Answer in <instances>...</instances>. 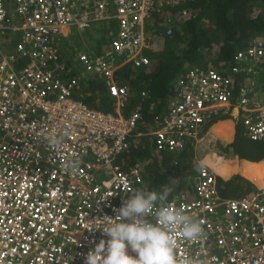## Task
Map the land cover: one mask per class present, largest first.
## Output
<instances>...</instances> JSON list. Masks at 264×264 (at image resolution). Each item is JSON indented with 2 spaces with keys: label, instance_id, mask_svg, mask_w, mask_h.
Segmentation results:
<instances>
[{
  "label": "built area",
  "instance_id": "1",
  "mask_svg": "<svg viewBox=\"0 0 264 264\" xmlns=\"http://www.w3.org/2000/svg\"><path fill=\"white\" fill-rule=\"evenodd\" d=\"M195 1L0 0V264H84V256L107 239L95 229L101 219L114 217L113 209L134 191L146 190L141 163L120 158L149 91L140 92L125 116L132 96L119 73L149 65L147 29L156 38L162 27L171 37L172 19L164 13ZM154 16L162 22L154 23ZM109 20L117 31L110 33L108 48L80 51L68 65L58 37ZM263 64L264 35L238 50L226 67L187 71L177 83L178 100L162 120L155 119L154 149L182 153L208 114L235 107L244 113V137L264 143V102L256 96V69ZM83 75L103 82L116 114L73 98ZM68 161L78 167L65 171ZM169 202L204 229L201 239L186 241L177 228L178 262L264 264V173L261 186L244 197L222 198L215 174L204 165L196 171L193 196Z\"/></svg>",
  "mask_w": 264,
  "mask_h": 264
},
{
  "label": "trees",
  "instance_id": "2",
  "mask_svg": "<svg viewBox=\"0 0 264 264\" xmlns=\"http://www.w3.org/2000/svg\"><path fill=\"white\" fill-rule=\"evenodd\" d=\"M257 4L261 8V13L253 15L252 9ZM184 8L189 9L186 15L181 13ZM173 10L165 12L164 15L171 17V26L175 28V32L172 37L162 39V46L152 54L150 64L144 67L139 74H133L131 77L127 71L122 72V78L127 79L130 85L132 84L136 94H139L142 88L151 92L149 95L151 100L148 103L149 105L154 103V108L143 118L142 124L145 127L153 125L154 118L163 114L167 107V99L177 97L176 80L184 76L189 68L193 65L202 66L201 61L205 62V57L210 53L221 62L220 64L228 65L238 50L251 46L255 40L264 35V0H196L192 4ZM154 20L156 24L162 22L160 16H154ZM109 38L110 34H108ZM74 93L73 98L81 99L91 108L107 114H115L114 102L109 99L106 90L100 84L86 80L81 89ZM136 100L135 96V99L125 109L124 115L134 109ZM146 110L144 104V113ZM137 142V139H131V147L123 158L128 157L134 161L147 157L145 156L147 147L141 148ZM231 148L233 154L239 159L250 162L242 160L238 166L233 158L217 157V163L213 164V169L218 175L221 173L224 176L227 173V175L231 174L229 177H233L237 173L242 174L245 163L258 162L264 157V144L250 142L240 136H237ZM164 157L165 155L162 154L149 157V163L145 167L147 176L153 185L149 191H162L163 186L170 188L174 183L170 179V174L162 172V168L170 166V164L165 165ZM176 159V165L172 166L175 171H169L171 175H176L180 170L186 171L180 166L179 159ZM261 167L260 165L254 167L252 174L255 178H260L264 173V168L262 170ZM238 180L244 181L241 178ZM218 184L225 195L237 188L234 185L224 184L223 186L220 178H218ZM246 184L250 185L248 182ZM168 199L170 200V197Z\"/></svg>",
  "mask_w": 264,
  "mask_h": 264
},
{
  "label": "clouds",
  "instance_id": "3",
  "mask_svg": "<svg viewBox=\"0 0 264 264\" xmlns=\"http://www.w3.org/2000/svg\"><path fill=\"white\" fill-rule=\"evenodd\" d=\"M258 13H261V12L258 11ZM154 23H155V20H154ZM96 24H99V23H93L92 25L96 26ZM110 25L109 26L105 25V30L109 34L112 32V28ZM112 25L116 26V22H115V24H112ZM116 28H117V26H116ZM161 30H162L161 35L164 38L165 37L164 36V28L159 27L157 31H159L161 33ZM84 31H78V32L81 33ZM147 34H148V36L150 34H152L151 29H149V32L147 31ZM67 36L62 37V38H67ZM158 37H159V35H158ZM109 42H110V38L108 39V44H109ZM108 44L106 47L104 46L101 48V52H99L98 50H97V52H89L86 50L81 51V52L86 53V54L87 53L100 54V53H102V51L104 49L108 48ZM99 46H101V45L99 44ZM156 49L157 48L154 45L153 51L151 52V54L148 55L150 59L152 58V54H154ZM74 51H75V49H74ZM68 52L69 51H67L65 53L66 54L65 56L67 57V59L74 60L76 58V56L68 57ZM77 52L79 53L80 51H77ZM220 63L221 62L216 63V64L214 63L215 65H206V66H203V68H218V67H221V65H222ZM75 64H76V62H75ZM194 66H197V65H193L191 68H193ZM222 66L226 67L228 65H222ZM197 67H200V66H197ZM191 68H189L187 71H189ZM125 71H127L129 73L130 77L133 76V74H139L140 72H134L130 68H127L123 71H120V73H119V74H121V79L129 84V89H130L132 101H133L135 99V96L138 98L140 92L142 90H147V89L142 88V90L139 91V94H136V92L133 91L132 84L130 85V83L127 81V79L122 78V72H125ZM84 77H85V80L84 81L82 80L81 87H82V84L86 80H91L97 84L102 85L106 90V87L104 86L102 81H100V80L96 81V80L92 79V77L90 75H83V78ZM179 78L176 80V86H177ZM81 87H80V89H81ZM177 88H178V86H177ZM149 95H151L150 91H149L147 99L143 103V113H144V104H145V107L147 110L144 113V115H142V120L140 121L137 129L135 130L134 134L130 138L129 149L131 147V139L132 138L137 139L138 137L144 136L145 137L144 141L146 142L147 137L152 136L153 137V145L151 148L155 152V154H159V155L162 154L165 156L167 154L173 155L170 165H176V163H177L176 158H178L181 155L186 154L189 158L192 157V152H193L192 146L194 147L196 142L201 138V134L203 133L205 128H207L206 124L209 120H205V123H204L203 127L200 129L196 139L195 140L191 139V141L189 143H187V145L185 146V149L182 153L171 154V153H167V152H157L154 149V132L156 130L155 119L158 117V118H160V120H162L167 114L168 107H166L164 109L162 115H159V116L154 118L153 125H148L147 127H145V125L142 124L143 118H144L145 114L149 113V111L154 108V103H151V105H149V103H148L149 100H151ZM108 97H109V95H108ZM178 97L179 96L177 95V97H171V98H178ZM171 98L167 99L166 106H168V102ZM111 101H113V100H111ZM136 102H137V100H136ZM124 111H123V114H124ZM218 111H220V110H218ZM212 122H215V121L212 120ZM140 126L142 128L145 127L144 131H143V134H145V135H141L140 133H137ZM241 126H242V123H241ZM237 136H239V135H237ZM237 136H236V138H237ZM240 137H242V136H240ZM244 138L247 139L246 137H244ZM248 141H250V140H248ZM250 142H252V141H250ZM128 150H127V152H128ZM123 155H125V153ZM123 155L120 159H122L125 163H127L128 165L135 164L137 162L141 163L142 168L144 170L143 163H142L141 159L133 161L132 159H130L128 157L123 158ZM263 160H264V157H263ZM194 164H195V166H193V169H192L194 176H193V180L191 181L192 182V190H193V181H194V178L196 175V171L198 168H200V169L203 168L204 162L201 161L198 164L197 163H194ZM65 165H66L65 171L71 172V171H74L78 167V162L77 161H71V162L68 161V162H66ZM207 167L213 172V170L209 166H207ZM144 173H145V170H144ZM215 176H216V174H215ZM218 178L219 177L216 176V184H217V187L219 190V194L221 195L222 198H225L222 195V190L218 184ZM171 191H172L171 188H169L166 185L163 186V190L160 192H157L154 190H152V191H148V190L134 191L133 194L129 198L124 200V202L122 203V205L120 207L113 209V211L115 212L114 217L105 216L103 219H101L104 221V223L102 224V226L97 227L95 229H100L102 231V235L106 236L107 239H101L99 241V243L96 244L95 247L93 249H91L84 256V264H190V261H188V260H184V261H180V262L177 261L176 254H175V249H176V244H177V240H176L177 228L179 229L180 233L182 234L183 238L186 241H197V240L201 239L204 235V229H203V227L199 221L193 219L192 216L186 214L180 208H174L170 204L168 198L171 194ZM182 194H185V193H182ZM176 196H180V195H176ZM90 230H93V229H90ZM129 249L135 255H130Z\"/></svg>",
  "mask_w": 264,
  "mask_h": 264
},
{
  "label": "crops",
  "instance_id": "4",
  "mask_svg": "<svg viewBox=\"0 0 264 264\" xmlns=\"http://www.w3.org/2000/svg\"><path fill=\"white\" fill-rule=\"evenodd\" d=\"M68 30H65V33H67ZM162 30L161 33L159 31H157V35H159V37H154L152 34L149 35V38L151 39V41L154 43L155 47H157V43L162 41L163 37H162ZM6 47V46H4ZM86 51L89 52H97V48L94 50H89L90 47H86L85 48ZM78 50L75 49V51L73 52V54L68 53V57H74L78 54L77 52ZM85 51V50H84ZM155 53V52H154ZM219 61V60H218ZM216 61L215 64L218 62ZM102 86V85H101ZM103 87V86H102ZM104 88V87H103ZM105 89V88H104ZM178 98H171L168 102V106L174 102L177 101ZM264 102V98L262 99ZM167 106V107H168ZM164 108V107H163ZM219 112V113H218ZM218 118V119H217ZM240 115L238 112V109L235 108H221L220 111L208 114L206 119L209 120L207 122V128H205V130L203 131V133L201 134V138L196 142V144L194 145V147L192 146V153L194 154V152H203L204 151V139L205 138H209L210 143H213L211 146L213 148V150L211 151L210 155H207L209 157L206 158H199V160H194V163H200L201 161L204 162V165L209 166L212 170H213V164H216V158L217 157H222V158H233L236 161V164H238V166H240V162H242L243 159H239L237 156H235L233 154L231 145L236 141V136L240 135L242 137H244L243 132L240 133L238 132V127H239V123L241 122L239 120ZM205 119V120H206ZM211 119V120H210ZM217 119V120H216ZM212 120H214L215 122H212ZM221 126H223V129H221ZM243 130V128H242ZM144 128H142L140 126L139 130L137 133H140L141 135H145L143 134ZM144 136L138 137V142L137 145L141 148L143 147H147V153H148V147H152L153 145V137L152 136H148L147 137V141H144ZM247 140V139H246ZM256 143H261L264 144L262 142H256ZM215 148V149H214ZM218 148V149H216ZM230 152H232L230 155ZM147 157L145 158H141L142 163H143V167L145 170L144 173V188L146 190H149L150 187H153L152 185V181L149 179V177L147 176V172H146V165L149 163V156L145 155ZM200 157V156H199ZM195 158V156H194ZM246 162H250L247 160H243ZM257 165L263 166L264 167V160L263 158L258 161V162H251V163H245L243 165V171L242 174L237 173L235 176L233 177H229L230 175H224L219 173L216 174L215 170H213V172L216 174L217 177L220 178L221 182L223 184L226 185H234V187H237L234 191H232V193H229L227 195L224 194L223 189L222 190V195L225 198H235V199H240L242 198L244 195H247L248 193H250L251 189L257 186L261 185L262 179H263V175L258 178V177H254V175L252 174L254 171V167H256ZM224 177V179H222ZM238 178L243 179L244 181H239ZM182 182H178V183H173L171 188V194H170V199L176 195H181L182 193H185V195L187 197H192L193 196V190H192V184L190 185V191H188V187H186L183 183L186 182L185 178H181ZM191 181V180H190ZM151 182V184L146 185V183ZM246 182H248L250 185L247 186ZM160 192V191H157ZM239 192H241L239 194ZM242 196V197H241Z\"/></svg>",
  "mask_w": 264,
  "mask_h": 264
},
{
  "label": "rangeland",
  "instance_id": "5",
  "mask_svg": "<svg viewBox=\"0 0 264 264\" xmlns=\"http://www.w3.org/2000/svg\"><path fill=\"white\" fill-rule=\"evenodd\" d=\"M259 12H261V8L259 6V4H257L254 9H252V14L255 15ZM114 14L113 11H111L110 15ZM174 21V20H173ZM111 24V25H110ZM114 20H109L108 22H101L99 24L92 25L90 27V29L85 30L84 32L79 33L75 28H70L69 34L67 36V38H62L61 36L58 37L60 38V45L62 48L66 49L67 51H69L68 53L73 54L74 49L78 50V51H84L86 50V47H90V51L94 50L97 48V50L99 52H101V48L102 47H106L108 44V32L105 31V25L107 26H111L112 28V32L116 33L117 28L115 25ZM147 31L149 32V28L147 29ZM175 32V28L173 27V34ZM173 35H171L172 37ZM165 38V37H164ZM100 39V43H98V40ZM98 44H100L101 46H99ZM154 46V44H152ZM161 47L162 43L161 41L157 43V47ZM14 45L13 43L11 44L10 49H13ZM216 57L213 56L211 53L208 54L205 57V62L201 63L203 64L202 66L200 65V67L203 68V66L206 65H215L214 63L216 62ZM67 64H72L73 60L72 59H67L66 60ZM219 63V61L217 62ZM77 65H79L76 62ZM198 66V65H197ZM257 71V87H256V96L258 97V99H263L264 98V64L263 65H258V68L256 69ZM82 80H85V77L82 78ZM244 116V113L241 114L239 120L241 121L242 118ZM145 128V127H143ZM238 132L242 133V126H241V122L239 123V127H238ZM240 136V135H239ZM243 139H245L243 137ZM213 143H210L209 138H205L204 139V151L203 152H194V154L192 153V157H188L187 155H181L178 157L179 162H180V166H182V168L186 169V171L180 170L179 173H177L176 175H171V173L169 171L174 172L175 168L173 169L174 165H170L169 167H164L162 168V172L166 173V174H170V179L172 182L178 183V182H182L181 178H185L186 182H184L183 184L188 187V191H190V185L192 184V180H193V176L194 173L192 172L193 166H195L194 164V160H199V158H203L206 156V158L208 157L207 155H210L211 151L213 150V148L211 146ZM215 149V148H214ZM218 149V148H216ZM248 152V151H247ZM232 152H230L231 154ZM155 154V152L152 150V148L148 147V153L147 155L149 157L153 156ZM229 154V152H228ZM229 154V155H230ZM173 155H169L167 154L164 158L166 159L165 165H168L171 163V159H172ZM195 156V158H194ZM200 156V157H199ZM173 166V167H172ZM174 174V173H173ZM191 180V181H190ZM151 184V182L146 183V185ZM222 185L224 186V184L222 183ZM226 190V188H224ZM228 190H230L228 188ZM149 191V190H148ZM241 192H239L240 194ZM66 222L68 224L72 223V215L68 214L66 216Z\"/></svg>",
  "mask_w": 264,
  "mask_h": 264
},
{
  "label": "bare ground",
  "instance_id": "6",
  "mask_svg": "<svg viewBox=\"0 0 264 264\" xmlns=\"http://www.w3.org/2000/svg\"><path fill=\"white\" fill-rule=\"evenodd\" d=\"M263 168H264V167L262 166L261 169L263 170ZM213 170H214V169H213ZM216 174H217V173H216ZM262 175H263V174H262ZM262 175H261V176H262ZM261 184H262V182H261ZM260 186H261V185H260Z\"/></svg>",
  "mask_w": 264,
  "mask_h": 264
}]
</instances>
